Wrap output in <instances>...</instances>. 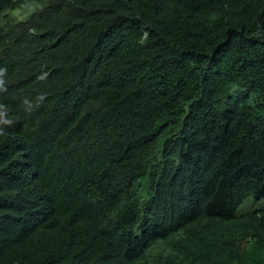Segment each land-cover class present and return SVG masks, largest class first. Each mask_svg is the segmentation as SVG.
I'll return each mask as SVG.
<instances>
[{
	"label": "trees",
	"instance_id": "obj_1",
	"mask_svg": "<svg viewBox=\"0 0 264 264\" xmlns=\"http://www.w3.org/2000/svg\"><path fill=\"white\" fill-rule=\"evenodd\" d=\"M56 1L88 16L29 46L57 64L49 88H87L91 64L92 101L110 94L112 111L72 129L76 162L44 181L18 164L20 127L4 128L0 264H264V0H187L180 16L167 0Z\"/></svg>",
	"mask_w": 264,
	"mask_h": 264
},
{
	"label": "clouds",
	"instance_id": "obj_2",
	"mask_svg": "<svg viewBox=\"0 0 264 264\" xmlns=\"http://www.w3.org/2000/svg\"><path fill=\"white\" fill-rule=\"evenodd\" d=\"M121 1L129 7H137L145 0ZM164 11L177 16L191 14L187 0H167ZM85 16H88V12L82 6L72 4L65 8L56 0H8L0 5V35L7 33L12 42L0 45V98L8 106L0 105V136L6 135L4 128L12 125L13 121V125L20 127L22 138L21 147L18 148V164L24 166L21 169L27 177H34L41 171L44 181L51 174L70 169L65 168L66 162L73 164L77 159L76 148L71 149L72 144L77 142L72 129L83 121L91 120L94 123L104 119L112 111L110 94L92 101L98 70L91 64L84 66L87 88L75 85L61 92L48 86L56 74V62L43 64L50 60V55L29 48L37 44L36 39L46 38L48 42L58 36L63 31L62 17L76 19ZM43 23L48 24L50 30L43 28ZM65 95L68 103L61 106ZM98 109L103 114L93 115ZM6 115L13 120L6 118ZM57 115L63 116L64 127L62 129L56 124L55 139H52L47 137L44 124ZM81 136L85 144H98L91 132L85 131ZM28 139L35 145L31 152L24 145ZM40 151L44 155L34 165L31 164V156ZM120 159V156L115 157V165ZM43 181L40 191L44 193ZM245 209H249L247 204L241 207V211ZM161 218L167 222L171 220L170 217ZM151 219L146 227L147 234Z\"/></svg>",
	"mask_w": 264,
	"mask_h": 264
}]
</instances>
